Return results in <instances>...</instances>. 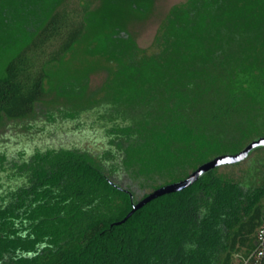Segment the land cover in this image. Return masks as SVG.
<instances>
[{"label": "trees", "instance_id": "obj_1", "mask_svg": "<svg viewBox=\"0 0 264 264\" xmlns=\"http://www.w3.org/2000/svg\"><path fill=\"white\" fill-rule=\"evenodd\" d=\"M150 2L0 0V264H264V146L117 223L264 136V0H186L148 51L125 21ZM83 40L108 74L79 104L52 68Z\"/></svg>", "mask_w": 264, "mask_h": 264}, {"label": "rangeland", "instance_id": "obj_2", "mask_svg": "<svg viewBox=\"0 0 264 264\" xmlns=\"http://www.w3.org/2000/svg\"><path fill=\"white\" fill-rule=\"evenodd\" d=\"M74 3H82L85 0H72ZM186 0H151L149 7L143 13L133 14L128 16L125 21V29L130 33L131 37L137 42L140 48L151 51L157 33L166 19L170 9L178 4L185 2ZM122 6L126 10H130L131 4L127 1H123ZM120 4V5H121ZM103 7V0H96L94 10ZM129 12V11H128ZM86 41L83 40L78 43L74 49L63 59L61 63H58L52 68V79L54 86L48 84L49 96L46 100V105L57 106L55 103L64 104L65 98L60 96V90L57 91L55 87L60 79L65 77H75L87 84L85 98L83 101H78L79 104L87 103L91 98L97 96L100 93L101 87L106 80L108 74L105 68V62L86 54ZM59 88V87H58ZM54 104V105H53ZM6 127L0 124V133L5 131ZM264 150V149H263ZM263 150H255L240 165L229 167V165L220 166L221 171H234L238 172L247 167L251 158L257 157L263 153Z\"/></svg>", "mask_w": 264, "mask_h": 264}, {"label": "water", "instance_id": "obj_3", "mask_svg": "<svg viewBox=\"0 0 264 264\" xmlns=\"http://www.w3.org/2000/svg\"><path fill=\"white\" fill-rule=\"evenodd\" d=\"M261 146H264V136L253 139L237 153H226L213 157L212 159L200 164L184 179L162 185L147 193L144 197L134 203L131 211L117 223L126 221L136 210L140 209L150 201L162 195L177 192L191 186L207 171L223 165L234 164L245 160L254 149Z\"/></svg>", "mask_w": 264, "mask_h": 264}, {"label": "built area", "instance_id": "obj_4", "mask_svg": "<svg viewBox=\"0 0 264 264\" xmlns=\"http://www.w3.org/2000/svg\"><path fill=\"white\" fill-rule=\"evenodd\" d=\"M259 237L261 241L264 240V227H262V229L260 230Z\"/></svg>", "mask_w": 264, "mask_h": 264}]
</instances>
